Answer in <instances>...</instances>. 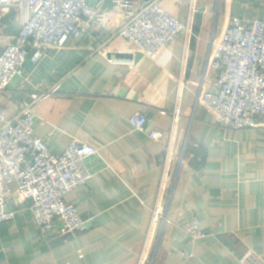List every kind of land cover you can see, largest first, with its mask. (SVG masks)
<instances>
[{"label":"crops","instance_id":"obj_1","mask_svg":"<svg viewBox=\"0 0 264 264\" xmlns=\"http://www.w3.org/2000/svg\"><path fill=\"white\" fill-rule=\"evenodd\" d=\"M161 4L191 26L156 58L120 38L96 41L92 25L63 47L50 44L39 62L31 50L25 77L0 92V105L13 118L31 104L37 86L56 88L32 105L35 134L59 154L74 139L99 149L88 160L93 176L66 195L91 228L42 236L31 201L12 197L7 207L15 219L0 223V264H145L166 166L171 181L163 190L166 220L154 264H243L249 252L252 264L264 262V118L258 128L223 133L217 116L198 101L217 76L209 59L212 39L234 16L264 19V0ZM20 14L0 8V41L17 34ZM109 21L120 30L121 19ZM136 111L147 116L146 131L132 127ZM154 129L168 135L157 142L148 136ZM195 219L198 238L187 231Z\"/></svg>","mask_w":264,"mask_h":264},{"label":"built area","instance_id":"obj_2","mask_svg":"<svg viewBox=\"0 0 264 264\" xmlns=\"http://www.w3.org/2000/svg\"><path fill=\"white\" fill-rule=\"evenodd\" d=\"M161 1L0 0L1 9L21 12L17 34L0 41V92L6 91L13 80L25 77L24 64L31 50V60L39 62L49 53L50 44L63 47L69 39L81 37L92 25L96 27V41L120 38L150 58H156L174 39L189 35L191 26L169 14ZM111 15L121 19L120 30L111 27ZM210 44L209 59L217 76L213 89L200 91L198 101L217 116L218 129L223 133L262 126L264 19L234 16L222 35L213 38ZM56 92V88L37 86L31 92V104L13 118L0 105V223L15 219V211L7 207L12 197L21 202L30 200L28 209L45 237L50 233L66 236L91 228L90 220L66 201V195L93 176L88 160L99 155L98 148L77 139L59 154L35 134L38 117L32 105ZM130 123L135 130L146 131L148 118L136 111ZM167 135L162 129L148 131V136L157 142ZM168 148L170 153V144ZM183 162L184 153L179 157V163ZM169 177L166 166L153 211V227L160 217L164 218L162 198ZM187 231L195 238L200 237L199 220L195 219ZM253 260V253L249 252L241 262L252 264Z\"/></svg>","mask_w":264,"mask_h":264},{"label":"rangeland","instance_id":"obj_3","mask_svg":"<svg viewBox=\"0 0 264 264\" xmlns=\"http://www.w3.org/2000/svg\"><path fill=\"white\" fill-rule=\"evenodd\" d=\"M164 212L166 213V206H164ZM159 219L160 220L157 228H155V231H151V235H153L154 239L152 241L150 252L148 253L147 261L145 262V264H154L156 259V255L159 247V236L161 232L160 226L162 225L161 223L166 220V219L163 220L161 217Z\"/></svg>","mask_w":264,"mask_h":264}]
</instances>
